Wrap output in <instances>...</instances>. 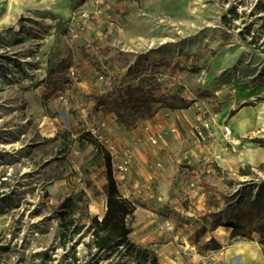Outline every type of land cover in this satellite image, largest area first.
Returning <instances> with one entry per match:
<instances>
[{
	"label": "rangeland",
	"instance_id": "1",
	"mask_svg": "<svg viewBox=\"0 0 264 264\" xmlns=\"http://www.w3.org/2000/svg\"><path fill=\"white\" fill-rule=\"evenodd\" d=\"M56 1L59 6L68 5L67 15L57 13L49 3L30 9L24 0H0V264H65L73 249L84 263L95 251L86 245L92 236L85 213L87 209L93 214L89 208L93 196L102 208L99 179L106 173L103 158L111 147L97 112H115L103 104L98 108L93 97L118 81L133 87L155 86L151 90L156 99L154 114L173 121L176 131H170L171 147L165 153L155 143L153 160L167 165L163 190L178 188L182 198L177 202L182 205H192L189 201L198 198L199 176L214 179L226 192L238 187L237 181L250 178L238 175L234 168L225 169L228 177L215 178L216 169L209 165L212 142L208 135L215 130H205V138L198 136L202 119L209 118L217 128L214 117L223 116L219 122L223 129L230 110L251 102L248 111L255 121L246 136L239 135L240 142L226 143L229 155L249 152L246 147L253 139L264 140V0ZM8 3L12 8L19 6V15H11L5 7ZM225 15L230 18L227 24L222 21ZM246 27H250L247 40L252 34L255 40L250 46L237 35ZM64 57L71 64L65 71L68 89L47 95L43 83L47 69ZM195 67L198 71L193 72ZM237 83L256 88L257 94L233 102L227 110ZM176 92L187 100V107L172 109L161 102L162 95ZM77 103L72 109L71 104ZM145 119L138 117L137 122ZM116 121L120 123L117 115ZM92 128L108 143L88 133ZM256 156L264 163V148ZM186 164L196 166L198 180L196 174L183 177ZM252 164L255 176L263 178L264 171ZM112 173L118 176L113 167ZM89 174H94L93 180ZM79 176L81 189L73 182ZM158 184L152 180L150 189L155 192ZM45 192L51 204L59 196L72 195L75 213L87 225L64 244L57 215L43 202ZM132 200L150 208L140 196ZM152 206L157 215L166 212L164 203ZM133 221L131 215V229ZM182 223L176 220L177 225ZM182 228L176 252L180 257L170 264H196L191 260L193 252L203 258L199 264H223L208 251L187 247L183 240L189 242L192 228ZM148 245L155 250L158 264H163L158 242ZM110 260L125 259L102 256L92 264Z\"/></svg>",
	"mask_w": 264,
	"mask_h": 264
},
{
	"label": "trees",
	"instance_id": "2",
	"mask_svg": "<svg viewBox=\"0 0 264 264\" xmlns=\"http://www.w3.org/2000/svg\"><path fill=\"white\" fill-rule=\"evenodd\" d=\"M262 9L264 11V6ZM230 12L235 15L234 9ZM222 21L227 24L230 18L225 15ZM248 34H250V27L244 28L237 34L246 46L255 43L253 34L251 39L247 40L246 35ZM70 65L69 58L64 57L48 69L43 80L47 95L66 89L68 78L65 71ZM192 71L196 72L198 68H192ZM154 87H133L124 85L123 81H118L113 87L95 95L93 100L97 106L103 104L110 107L123 125L135 126L138 117L149 118L154 114L152 104L156 99L151 96V90ZM257 98L261 101L263 97ZM110 100H113L114 104H111ZM161 102L172 109H183L188 106L187 100L179 92L162 95ZM244 105H252V103L242 102L238 107ZM235 112L236 109H232L229 111V115L232 116ZM88 133L92 134L90 131ZM94 137L96 138V136ZM103 164L106 167V183L103 186L106 196L104 214L98 218L97 215L90 214L87 209L85 213L88 231L92 236L86 245L94 248L95 251L91 253V257L86 262L82 263L73 249L70 260H66L65 264H92L98 262L102 256L105 259L113 257L119 259L123 256L124 262L132 264H158L156 252L152 247L137 244L129 237L131 228L128 218L133 214L137 203L120 193L117 180L112 173V160L108 150L104 155ZM185 167L183 177H194L196 166L186 164ZM257 168L264 171V163L257 164ZM253 170L254 167L248 163L239 166L237 174L250 176V178L237 181L238 187L229 188L228 192L219 189L204 176H199L198 183L203 191L214 193L217 198L214 200L215 209L206 211L199 216V226L188 236L189 243L195 246L197 252L216 251L225 247L213 235L202 241L206 233H211L218 226H223L230 228L227 244L239 240L253 241L256 239L264 253V177H256ZM255 178L257 180H254ZM228 184H230V180ZM50 198V194L45 192L43 202L49 204V208L57 215L60 243L64 244L80 234L87 225L81 222V216L75 213L76 201L72 195L59 196L55 204L50 203ZM164 210L177 214L184 223L191 220V217L182 216L173 208L165 206ZM255 235H257L256 238ZM44 256L46 257V254ZM124 262L110 260L107 264H124Z\"/></svg>",
	"mask_w": 264,
	"mask_h": 264
},
{
	"label": "crops",
	"instance_id": "3",
	"mask_svg": "<svg viewBox=\"0 0 264 264\" xmlns=\"http://www.w3.org/2000/svg\"><path fill=\"white\" fill-rule=\"evenodd\" d=\"M5 7H8L7 9L11 11L10 13L12 16L19 15L20 13L18 10L20 9L19 6H14L12 8L8 3ZM5 7L3 8L4 10H6ZM51 67L52 66L49 68ZM234 89L235 98L234 100L229 101L230 104L228 105L227 110L232 107L233 102L243 100L244 98L253 99V96L257 94V89L249 85L237 83L234 85ZM78 106V103L71 104L72 109H75ZM97 107L99 108L101 105H98ZM249 108H252V105L237 107L235 114L229 116L227 123L228 126L231 127V136L235 142H240L239 135L246 136L248 128L251 127L255 121V118L252 117L248 111ZM97 113L98 123L99 125L104 126V129L107 130V134L111 140L110 144L114 151L121 152L125 147L124 145H127L131 147L134 153V159L130 170L125 174H118V176H115L120 193L129 199H137L140 196L142 199L147 200V203L145 202V204L150 207L145 208L143 206L136 205L132 214L134 216V221L132 223L134 227L131 229L129 237L133 242L140 245H148L158 242V250L161 251L163 264H170L169 261H175V259H179L180 257V255H177L176 252L177 246H180L178 244V240L183 229L182 227H188L189 225L192 228L190 233L198 227L200 222L199 216L204 214L206 211L215 209L214 200L217 196L214 193L203 191L201 186L198 184L197 188L201 190L198 198L189 201L192 205H182L177 202L178 198H182L181 192H179L178 188L170 187L167 191L163 190L164 180H166L169 173L167 171L168 168L165 163H162L159 160L154 161L153 153L154 147H156L155 143H158V148L163 149L164 153L170 149L172 142V139L169 136L172 135L170 134V131H176L173 121L165 118L161 115V113H155L148 119L138 121L135 127L129 128L124 126L121 122L119 123L116 121V115L113 112L106 113L99 110ZM105 113L106 115H104ZM222 118L223 116L221 118L214 117V120L217 123V128H215V123L212 122V129L215 131L213 133H208L212 142L210 143L211 163L209 165L212 166V171L216 169L214 176L217 179H224L225 177H228V172L226 173L225 169H237L245 163L253 165L252 163L259 164L263 161L262 159L257 158L256 154L258 152L260 153L262 148H264V142H261L264 140L256 139H253L252 142L250 141V146L246 147L249 149V152H244L242 155L230 157L225 135L219 124V122L222 121ZM155 134H158L159 137L156 142L153 143L150 138ZM251 137L252 136H249L248 138ZM261 139H264V137ZM100 171L101 170L97 173ZM194 172L195 174L197 173L196 171ZM93 175L94 174H89L88 177L92 179L94 177ZM197 175L198 174H196V176ZM80 179L81 177L79 176L77 179H74L73 182L74 184L77 183L76 186L81 189L83 187V182H81ZM152 180L159 183L156 186L157 190L155 192L150 189ZM213 181L214 179L210 182L216 185L217 181ZM97 182L98 181L96 180L95 183ZM99 183L101 184L100 190L103 195L101 198L102 208H99L94 196L91 198L89 208L94 215L101 218L106 208V196L103 192V186L106 183L105 173L101 175ZM185 191L191 193L190 191ZM186 192H183L184 197ZM175 193L177 195H174ZM211 195L215 196L211 198ZM188 197L192 198L189 194ZM211 199H213V203L211 202ZM163 203L165 206H169L179 212L182 216L185 215L191 217V220L188 223L177 225L176 220L181 219L177 214L166 211L163 213L164 215H157L152 211V209L156 208L152 205L162 206ZM220 205H222L221 202ZM229 234L230 228L223 226H218L211 233H206L204 240H207L211 235H213L219 242L225 245V247L219 250L208 252L212 253L215 257L221 258V260H223V264H264V253L261 245L256 241V239L253 241L239 240L227 244ZM256 237L257 235H255V238ZM183 242L187 247H193V245H190L186 239L183 240ZM191 260L194 263L199 264V261L203 260V258L201 256H196L193 252Z\"/></svg>",
	"mask_w": 264,
	"mask_h": 264
},
{
	"label": "built area",
	"instance_id": "4",
	"mask_svg": "<svg viewBox=\"0 0 264 264\" xmlns=\"http://www.w3.org/2000/svg\"><path fill=\"white\" fill-rule=\"evenodd\" d=\"M85 15V14H84ZM99 79H102V77L100 76ZM156 79L159 81L161 78L159 76L156 77ZM68 89V88H66ZM161 127V126H160ZM212 128V121L209 118L206 119H202L200 121L199 127L197 128V135L205 138L204 137V131L205 130H210ZM223 133L225 135V140L226 143L229 145H235V141L232 138V133H231V128L230 126L226 125L223 127ZM91 133H93L99 140L102 139L103 143H108L107 138L103 137L102 134L98 133L94 128H92ZM158 134H155L153 136H151L150 140L155 143L157 138H158ZM108 152L111 156V160H112V167H113V171L117 174H125L127 173L132 165L133 159H134V153L133 150L128 147L125 146L123 148V150L118 154L114 151L113 147L111 146L110 148L108 147ZM115 176V175H114Z\"/></svg>",
	"mask_w": 264,
	"mask_h": 264
},
{
	"label": "bare ground",
	"instance_id": "5",
	"mask_svg": "<svg viewBox=\"0 0 264 264\" xmlns=\"http://www.w3.org/2000/svg\"><path fill=\"white\" fill-rule=\"evenodd\" d=\"M15 1H18V0H15ZM28 7L31 9V8H34L35 6H38L40 7V4L41 3H49L51 4L53 7V9L57 12V13H60L62 15H67L68 14V5L65 3V4H62V5H58L57 4V1L56 0H24ZM8 20V19H6Z\"/></svg>",
	"mask_w": 264,
	"mask_h": 264
}]
</instances>
